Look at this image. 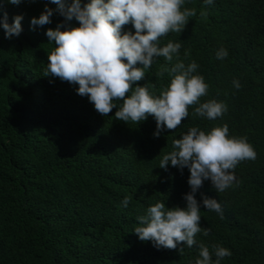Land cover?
<instances>
[{
  "label": "trees",
  "instance_id": "16d2710c",
  "mask_svg": "<svg viewBox=\"0 0 264 264\" xmlns=\"http://www.w3.org/2000/svg\"><path fill=\"white\" fill-rule=\"evenodd\" d=\"M46 4L56 7L50 0L6 4L10 22L23 14V30L7 39L0 28V264H194L200 243L229 248L221 264H264V0H185L182 8L196 14L181 33L160 38V46L179 40V55L155 58L136 83L159 94L172 78L166 68L194 60L209 85L200 101H223L227 111L207 119L190 105L188 117L160 136L151 115L138 124L116 119L115 108L103 116L78 85L45 75L55 46L45 33L63 20L54 13L51 24L33 27ZM221 48L228 55L217 59ZM225 123L257 156L236 165L237 182L225 191L205 180L195 194L215 197L224 218L201 204L200 224L210 230L196 234L197 245L158 249L141 241L132 231L137 217L157 200L184 207L191 190L187 167L159 166L172 140L191 126ZM126 195L132 200L123 207Z\"/></svg>",
  "mask_w": 264,
  "mask_h": 264
},
{
  "label": "clouds",
  "instance_id": "9594fccd",
  "mask_svg": "<svg viewBox=\"0 0 264 264\" xmlns=\"http://www.w3.org/2000/svg\"><path fill=\"white\" fill-rule=\"evenodd\" d=\"M56 7L47 4L44 10L31 18V25L44 26L52 23V17H63L54 28L46 30L48 42L54 48L48 53L45 75H54L70 84L78 85L75 91L86 96L94 108L103 116L116 109L114 116L125 123L138 124L151 115L156 122L154 136H160L165 129L174 130L188 117V107L198 105L194 114L207 119H215L227 111L223 101L210 99L204 102L200 97L207 94L209 85L202 74L197 72L196 61L185 64L177 60L171 68H166L172 78L159 93L150 91V83L138 84L144 79L155 58L163 56L172 61L179 55L181 42L169 40L160 46V38L169 32L181 33L196 14L194 8H182L185 0H50ZM214 0H203L212 4ZM22 0H0V28L4 36L11 39L22 32L23 14H16L9 21L6 4L19 5ZM74 26L65 27L71 21ZM133 30H125V25ZM63 29V30H62ZM187 54V53H185ZM228 51L221 48L217 59L227 57ZM233 84L240 88L239 80ZM122 103L119 108L115 101ZM257 152L246 137L229 135L225 123L202 130L191 126L179 138L172 140L170 151L165 152L159 166L167 170L174 166L179 170H189L190 192L184 194L186 206L166 207L163 200L149 205L144 215L137 217V225L132 230L141 241H151L156 248L176 249L181 242L188 247L197 245L196 234L210 229L200 224L201 204L214 210L224 218V209L218 200L196 193L204 181H210L217 192H223L237 182L233 169L245 159H255ZM132 200L126 195L121 204L127 207ZM181 246V248L183 247ZM199 256L194 264H221L224 257L231 256L229 248L200 243ZM213 255L215 259H213Z\"/></svg>",
  "mask_w": 264,
  "mask_h": 264
}]
</instances>
